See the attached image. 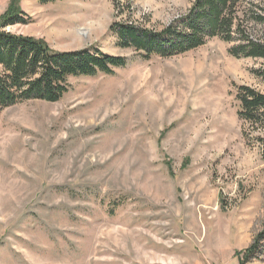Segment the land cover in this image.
<instances>
[{
	"label": "rangeland",
	"instance_id": "rangeland-1",
	"mask_svg": "<svg viewBox=\"0 0 264 264\" xmlns=\"http://www.w3.org/2000/svg\"><path fill=\"white\" fill-rule=\"evenodd\" d=\"M192 1L18 0L30 22L6 31L130 60L0 110V264H238L264 224V162L235 90L264 92V60L218 38L144 60L108 30H161Z\"/></svg>",
	"mask_w": 264,
	"mask_h": 264
},
{
	"label": "trees",
	"instance_id": "trees-1",
	"mask_svg": "<svg viewBox=\"0 0 264 264\" xmlns=\"http://www.w3.org/2000/svg\"><path fill=\"white\" fill-rule=\"evenodd\" d=\"M17 3L10 0L0 14V110L27 100L55 102L68 90V77L112 74L129 62L126 56L98 47L58 51L41 38L6 31L11 25L30 22ZM249 23L264 25V0H193L185 14L161 30L121 21L113 22L108 30L120 47L131 48L144 60L188 52L211 38L227 43L228 53L235 58L264 60V40L250 36ZM257 74L264 80V64ZM235 99L239 119L248 124L249 132L244 135L255 133L264 162V92L238 85ZM263 254L264 224L244 250L236 251L238 264Z\"/></svg>",
	"mask_w": 264,
	"mask_h": 264
},
{
	"label": "bare ground",
	"instance_id": "bare-ground-1",
	"mask_svg": "<svg viewBox=\"0 0 264 264\" xmlns=\"http://www.w3.org/2000/svg\"><path fill=\"white\" fill-rule=\"evenodd\" d=\"M225 64H226V60H225ZM210 67V66H209ZM214 68V67H213ZM214 71V70H213Z\"/></svg>",
	"mask_w": 264,
	"mask_h": 264
}]
</instances>
